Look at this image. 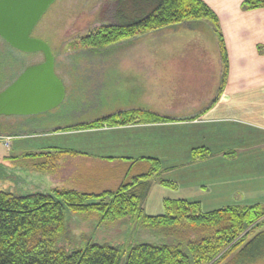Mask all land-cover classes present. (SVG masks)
<instances>
[{"label": "crops", "instance_id": "crops-1", "mask_svg": "<svg viewBox=\"0 0 264 264\" xmlns=\"http://www.w3.org/2000/svg\"><path fill=\"white\" fill-rule=\"evenodd\" d=\"M200 1L217 27L204 20L182 33L176 32L190 24L142 33L131 39L137 47L111 51L116 62L100 60L80 73L86 91L94 83L91 97L98 100L104 90L102 100L110 101L111 111L77 124L128 111L152 112L164 121L28 132L14 136L0 164H16L11 169L42 191L70 185L78 192L113 186L158 164L141 205L150 217L163 215L168 201L195 204L202 213L264 205V8L244 9V0ZM220 39L227 56L223 84ZM147 40H158L151 47L157 49H146ZM87 74L93 76L84 80ZM44 153L50 156L37 155ZM55 155L56 171L33 167Z\"/></svg>", "mask_w": 264, "mask_h": 264}, {"label": "trees", "instance_id": "trees-1", "mask_svg": "<svg viewBox=\"0 0 264 264\" xmlns=\"http://www.w3.org/2000/svg\"><path fill=\"white\" fill-rule=\"evenodd\" d=\"M242 7L247 10L264 8V0H244ZM114 16L115 24L101 26L81 39V53H88L97 61L107 54L104 52L108 48L145 32L204 20L217 27L216 17L200 0H117ZM3 43L6 48L0 51V92L25 69L22 59L17 58L18 52ZM220 54L223 84L227 56L221 39ZM87 55L78 53L69 57L79 61ZM23 119L20 130L5 135H24L32 128L42 127L46 121L34 117ZM164 120L152 112L128 111L55 131ZM2 128L0 124V130ZM38 131L42 130L34 133ZM46 165L48 163L34 167L45 173L50 171ZM159 170L158 164H151L146 173L133 176L130 182L124 181L116 190L100 194L58 188L50 193L0 190V264H121L124 256L125 264H218L227 257L231 258L228 264L264 261V205L226 207L202 213L195 204L168 201L163 215H144L141 205L150 185L149 179ZM162 183L172 187V184ZM68 212L98 213L103 221L131 219L133 222H128L127 226L147 227L148 233L159 241L131 243L128 247L88 242L83 248L67 250L64 246L70 241V235L64 221ZM256 228L261 230L244 243L250 231Z\"/></svg>", "mask_w": 264, "mask_h": 264}, {"label": "rangeland", "instance_id": "rangeland-1", "mask_svg": "<svg viewBox=\"0 0 264 264\" xmlns=\"http://www.w3.org/2000/svg\"><path fill=\"white\" fill-rule=\"evenodd\" d=\"M116 1L117 0H56L34 29L32 37L40 39L49 45L56 60L55 72L66 86V97L59 107L34 117L46 120L44 121V125H41L42 127L37 128L42 131L36 133H52L55 130L88 121L98 115L106 114L111 111V108H109L110 101L106 102V100H102L101 94L104 93V90L100 91V98L98 100L95 99V94L94 97H91L90 94L93 90L90 91V88L94 86V83H90L89 85L86 84V88H88V91H86L79 78L80 73H84L89 65L102 64L100 63V60L103 63L116 62L119 58L117 59L114 54L112 55L113 52L111 53V51L113 50H124L126 48L137 47L138 45L132 46V40L124 41L119 45L108 48V51L110 52L96 61V59L90 54L81 53L82 47L80 46V41L83 37L99 29L101 26L112 25L117 22L114 16ZM179 30L176 33L186 32V30L191 31V24L181 27ZM194 31L199 32L197 29H194ZM165 32H169V29L163 31L161 35H159V33V36L156 37V39H160ZM199 33L201 35L203 33L204 37H208L206 32ZM162 41L165 42L164 40ZM148 42V40L142 42L146 49H157L151 47L157 46L159 44L158 40ZM161 47L164 46L161 45ZM5 48V44L0 39V51ZM192 48H195V46H192ZM78 53L88 55L79 61H75V58L69 57ZM17 54L18 60L22 59L21 63H23V68L38 65L44 60L41 53L30 54L24 57H22L19 52ZM89 70L90 69L88 68V71ZM91 75L93 76V74ZM91 75H85L84 80ZM0 124L4 127L0 130V135L11 134L14 131H18L19 127L22 128L18 117H0ZM37 129L32 128L29 133L35 132ZM27 130L28 129H26V131ZM3 149L4 148L0 147V153L4 151ZM58 157L59 156L56 155L51 156L50 162L45 168L50 171H56L55 169L57 165L55 162L59 159ZM15 165L16 164H0V190L11 189L12 192L19 191L24 193L34 191L50 193L52 191V189L42 191L39 187H34L31 186V183H26L21 175H19L18 172H15V169H11V167H14ZM36 165L38 164H34L33 167ZM83 170L87 173L85 168H83ZM102 171L106 172L105 170ZM89 172L96 173L97 170L92 169L89 170ZM134 175L135 173L130 174V176L124 178L125 180L123 181L121 177V180L113 186L102 184H97L91 188L90 186L89 188L86 186L83 188L81 186V191L83 193H89L87 191L90 190L93 191L91 193L94 194H100L107 190L113 191L116 190L121 183H124V181L130 182V179ZM63 187L65 189L73 188L70 185H65ZM128 222L133 221H131V219L103 221L101 215L98 213L88 212L85 214H74L68 212L64 223L65 228L70 235V241L64 246V248L67 250L83 248L88 242L95 244H108L112 246L122 244L124 247H128L131 243H157L159 241L148 233L147 230L149 228L144 226L141 228L138 225L133 226L130 224L127 226ZM260 230L261 229L258 228L252 229L244 240V243ZM227 250H229V248L226 249V251ZM230 260L231 258L227 257L218 264H228ZM125 261L126 257L124 256L121 264H125ZM255 264H264V261Z\"/></svg>", "mask_w": 264, "mask_h": 264}, {"label": "water", "instance_id": "water-1", "mask_svg": "<svg viewBox=\"0 0 264 264\" xmlns=\"http://www.w3.org/2000/svg\"><path fill=\"white\" fill-rule=\"evenodd\" d=\"M56 0H0V39L21 54L43 55V62L25 68L0 92V117L29 118L59 107L65 87L55 73L48 44L32 33Z\"/></svg>", "mask_w": 264, "mask_h": 264}, {"label": "built area", "instance_id": "built-area-1", "mask_svg": "<svg viewBox=\"0 0 264 264\" xmlns=\"http://www.w3.org/2000/svg\"><path fill=\"white\" fill-rule=\"evenodd\" d=\"M12 139L13 137L0 135V146L9 149Z\"/></svg>", "mask_w": 264, "mask_h": 264}, {"label": "bare ground", "instance_id": "bare-ground-1", "mask_svg": "<svg viewBox=\"0 0 264 264\" xmlns=\"http://www.w3.org/2000/svg\"><path fill=\"white\" fill-rule=\"evenodd\" d=\"M56 61V60H55Z\"/></svg>", "mask_w": 264, "mask_h": 264}]
</instances>
